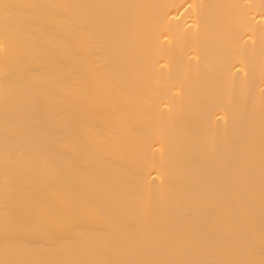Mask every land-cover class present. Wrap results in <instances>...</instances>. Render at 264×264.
I'll list each match as a JSON object with an SVG mask.
<instances>
[{"label": "bare ground", "instance_id": "bare-ground-1", "mask_svg": "<svg viewBox=\"0 0 264 264\" xmlns=\"http://www.w3.org/2000/svg\"><path fill=\"white\" fill-rule=\"evenodd\" d=\"M0 264H264V0H0Z\"/></svg>", "mask_w": 264, "mask_h": 264}]
</instances>
